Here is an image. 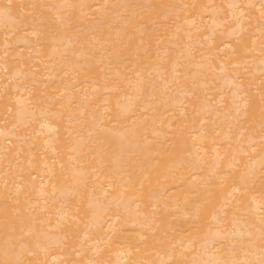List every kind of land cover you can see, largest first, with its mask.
I'll use <instances>...</instances> for the list:
<instances>
[{
    "label": "bare ground",
    "instance_id": "1",
    "mask_svg": "<svg viewBox=\"0 0 264 264\" xmlns=\"http://www.w3.org/2000/svg\"><path fill=\"white\" fill-rule=\"evenodd\" d=\"M0 264H264V0H0Z\"/></svg>",
    "mask_w": 264,
    "mask_h": 264
}]
</instances>
